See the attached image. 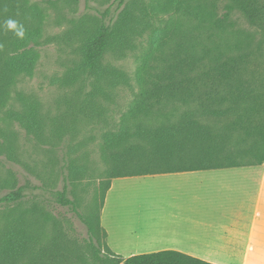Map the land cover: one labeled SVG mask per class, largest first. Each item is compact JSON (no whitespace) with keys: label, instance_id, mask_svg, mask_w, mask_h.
<instances>
[{"label":"trees","instance_id":"16d2710c","mask_svg":"<svg viewBox=\"0 0 264 264\" xmlns=\"http://www.w3.org/2000/svg\"><path fill=\"white\" fill-rule=\"evenodd\" d=\"M151 6L157 18H169L156 44L139 60L134 84L124 70L105 60L110 52L135 49L141 27L152 23L146 11L133 23L127 9L115 21H101L83 40L81 60L73 70L93 87L83 104L87 115L100 113L96 94L110 98L114 90H134L115 128L102 135L105 190L120 178L262 165L264 70L255 35L264 33V0H151ZM236 12L249 29L237 26L232 19ZM9 18L24 25L23 39L4 26ZM44 22L42 8L30 0H0V123L18 121L37 137L44 135L47 117L41 102L19 92L17 85L20 78L35 74ZM22 191L5 200L21 199ZM66 193L59 192V203L71 207L88 227L90 239L100 243L96 247L90 240L93 262L82 257L71 262L70 254L59 249V236L52 249L36 250L41 235L30 234L27 221L18 218L0 235V264H213L175 250L125 258L101 242L107 233L100 218L96 225L83 218Z\"/></svg>","mask_w":264,"mask_h":264},{"label":"rangeland","instance_id":"374dc122","mask_svg":"<svg viewBox=\"0 0 264 264\" xmlns=\"http://www.w3.org/2000/svg\"><path fill=\"white\" fill-rule=\"evenodd\" d=\"M30 3L42 8L45 14L43 35L36 46L41 57L34 76L20 78L17 90L41 102L47 128L43 136L37 137L28 134L18 121L0 123V235L5 234L10 221L25 219L28 232L41 235L36 250L52 249L59 236V249L70 254L71 262L82 257L92 263V236L88 227L71 207L58 201L59 192L66 190V198L75 204L83 218H91L94 225L100 218L107 233L101 242H107L123 257L162 251L172 246H167V239L175 235L187 237V231L174 224L180 220L174 215L181 218L186 209L183 218L189 215L188 204L194 208L204 199L209 185L203 184V180L212 175L129 177L113 180L112 189L106 191L107 165L100 149L102 135L115 128L133 100L134 90L128 87L114 90L109 92L110 98L96 94V106L101 107L96 110L100 113L87 115L83 104L91 99L93 87L91 81L74 76L73 72L81 60L83 40L101 21H115L127 9L133 23L146 11L152 23L141 27V35L134 40L135 49L124 54L110 52L105 60L106 64L124 70L134 84L139 60L156 44L169 16L157 18L151 0H126L123 5L118 0H30ZM232 19L238 27L249 29L239 13H234ZM255 39L264 70V33L256 31ZM14 107L20 109L18 105ZM21 188V199L5 200ZM250 191L256 194L257 189ZM240 200L252 201L250 195ZM91 242L100 246L96 237Z\"/></svg>","mask_w":264,"mask_h":264},{"label":"crops","instance_id":"0c3cea01","mask_svg":"<svg viewBox=\"0 0 264 264\" xmlns=\"http://www.w3.org/2000/svg\"><path fill=\"white\" fill-rule=\"evenodd\" d=\"M187 173H210L212 176L203 180L209 187L196 207L188 204L187 217L183 218L187 209L181 218L174 215L180 219L174 224H179L188 236L167 239V246H172L162 250H175L213 264H264V163L164 175ZM253 188L256 194L250 191ZM245 195H250L252 201H239Z\"/></svg>","mask_w":264,"mask_h":264},{"label":"clouds","instance_id":"9594fccd","mask_svg":"<svg viewBox=\"0 0 264 264\" xmlns=\"http://www.w3.org/2000/svg\"><path fill=\"white\" fill-rule=\"evenodd\" d=\"M4 26L7 28V30L12 31L17 38H19V39L24 38L25 28H24V25L21 24L20 22L9 18L4 22ZM2 47L3 46L0 45V48H2Z\"/></svg>","mask_w":264,"mask_h":264}]
</instances>
